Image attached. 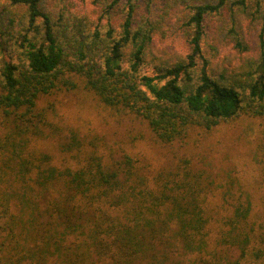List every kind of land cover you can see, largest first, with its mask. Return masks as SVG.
I'll list each match as a JSON object with an SVG mask.
<instances>
[{
	"label": "trees",
	"instance_id": "16d2710c",
	"mask_svg": "<svg viewBox=\"0 0 264 264\" xmlns=\"http://www.w3.org/2000/svg\"><path fill=\"white\" fill-rule=\"evenodd\" d=\"M68 1L0 0V264H264V197L240 180L184 156L152 170L53 119L71 94L163 145L264 122V0H90L95 18ZM170 35L185 53L155 47Z\"/></svg>",
	"mask_w": 264,
	"mask_h": 264
},
{
	"label": "rangeland",
	"instance_id": "374dc122",
	"mask_svg": "<svg viewBox=\"0 0 264 264\" xmlns=\"http://www.w3.org/2000/svg\"><path fill=\"white\" fill-rule=\"evenodd\" d=\"M71 7L97 16V9L90 0H69ZM250 37V35H249ZM157 49L185 53L187 44L178 35H170L164 39L154 37ZM234 51L229 45L220 48L219 57ZM3 55L0 54V61ZM234 56L233 59H237ZM67 94L61 98L57 106L56 121L64 128L65 138L69 131H76L85 141L94 137L99 139L100 151L111 149L118 156L121 151L139 156L142 164L149 169H168L177 162L178 157H189L200 167L206 164L214 176H224L226 173L234 176L244 188L255 191L259 198L264 197V122L261 118L244 117L234 123L217 126L211 130H195L183 144L175 142L169 145L154 143L146 124L137 118H120L111 111ZM1 127V125H0ZM1 133V132H0ZM38 150L49 151L54 157V163L63 162V154L58 150L56 141L40 139ZM107 152V151H106ZM254 193V192H253ZM215 199L209 197V202L215 204ZM259 206H254L251 217L256 227L264 228V206L257 200ZM212 216L211 229L216 231L225 216V206H207ZM49 264H55L52 259Z\"/></svg>",
	"mask_w": 264,
	"mask_h": 264
}]
</instances>
